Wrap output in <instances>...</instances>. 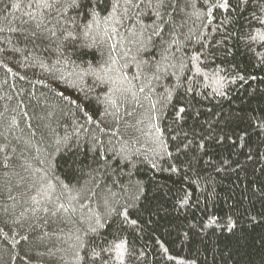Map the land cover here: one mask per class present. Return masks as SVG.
I'll list each match as a JSON object with an SVG mask.
<instances>
[{
    "label": "trees",
    "instance_id": "16d2710c",
    "mask_svg": "<svg viewBox=\"0 0 264 264\" xmlns=\"http://www.w3.org/2000/svg\"><path fill=\"white\" fill-rule=\"evenodd\" d=\"M70 3L0 0V264H264V0Z\"/></svg>",
    "mask_w": 264,
    "mask_h": 264
},
{
    "label": "snow or ice",
    "instance_id": "6c2138e0",
    "mask_svg": "<svg viewBox=\"0 0 264 264\" xmlns=\"http://www.w3.org/2000/svg\"><path fill=\"white\" fill-rule=\"evenodd\" d=\"M241 3H247V0H240ZM79 0H71V3L69 4V7H79ZM221 7H226L227 6V0H224V4L220 5ZM251 39L256 40L257 37L253 36L251 37ZM259 39L264 40V34L259 35ZM181 111H183V109H181ZM133 223H135V221H133ZM118 247H122V245H119Z\"/></svg>",
    "mask_w": 264,
    "mask_h": 264
}]
</instances>
